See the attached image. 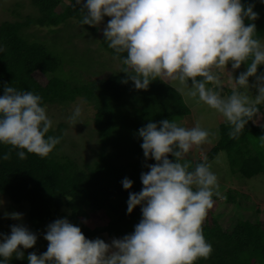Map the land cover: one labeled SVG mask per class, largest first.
I'll return each instance as SVG.
<instances>
[{
	"label": "clouds",
	"instance_id": "clouds-1",
	"mask_svg": "<svg viewBox=\"0 0 264 264\" xmlns=\"http://www.w3.org/2000/svg\"><path fill=\"white\" fill-rule=\"evenodd\" d=\"M253 7L241 0H85L80 24L97 26L110 17L104 41L136 89L146 90L156 79L174 81L179 90L219 113L230 125L229 136L237 137L264 103V73L257 75L258 66L264 65V38L253 23L258 18ZM229 62L233 70L246 64V71L233 79L226 71ZM224 73L229 94L224 93ZM250 77H255L253 85ZM250 87L256 89L255 96ZM81 115L76 105L68 120L76 123ZM53 127L39 94L5 86L0 96V144L16 149L20 160L27 159L26 153L47 157L61 142L60 136L49 134ZM212 135L199 122L192 127L168 119L159 125L148 122L138 130L140 147L146 160L157 163L141 173L142 189L129 192L127 213L140 206L142 215L134 231L106 243L86 239L67 218L56 219L43 235L47 250L39 256L29 253L28 264H196L207 258L213 249L202 225L213 197L220 196L218 177L206 158L193 168L185 156ZM10 158L11 152L0 156ZM121 183L125 190L133 186L128 178ZM4 215L22 219L17 212ZM0 241V264H11L13 257L25 258L21 248H33L37 234L21 223L11 226L10 235L0 234Z\"/></svg>",
	"mask_w": 264,
	"mask_h": 264
},
{
	"label": "trees",
	"instance_id": "trees-1",
	"mask_svg": "<svg viewBox=\"0 0 264 264\" xmlns=\"http://www.w3.org/2000/svg\"><path fill=\"white\" fill-rule=\"evenodd\" d=\"M62 2L31 0L38 15L0 24V44L5 48V52L0 53V96L4 94L5 86H13L39 94L46 105H64L82 98L95 110L98 151L91 164L80 166L72 158L59 153L61 142L47 157L26 153L27 159L24 160L17 157L16 149L0 144V156L11 152L10 159H0V194L14 206L29 205L28 219L32 229L67 218L80 227L86 239L94 240L104 234L110 239H120L131 234L142 218L140 206L131 214L127 213L129 192L138 193L142 189L141 173L149 170L147 165L157 163L151 158L145 159L138 130L148 122L159 125L161 120L176 121L191 112L181 94L160 79L150 82L146 90H138L123 72L81 85L70 84L56 76L61 69V58L43 43L29 42L23 31L31 26L57 27L68 20L80 22V10L85 0L80 5L75 0L66 5ZM241 2L245 6H254L258 18L253 23L262 38L264 3L261 0ZM109 19L105 17L102 22L107 23ZM85 26L88 29L96 27ZM104 40L102 33L100 47L113 57V50ZM261 73H264V67L258 66L257 75ZM125 80L127 83L122 82ZM258 107V114L264 115V108ZM229 131L227 123L219 126V138L209 151L207 162L222 151L234 174L250 179L264 173L261 150L264 127L256 126L253 118L239 136L231 137ZM49 134L61 137L51 131ZM168 159L174 160V157L169 154ZM201 162L196 161L192 167ZM124 178L133 181L131 189H123L121 182ZM91 212L103 214L105 224L92 227L89 222ZM208 215L209 211L202 229L213 251L196 264H264V219L238 220L228 229L213 218L208 219ZM21 250L25 258L13 257L11 264H28L26 257L29 253L38 256L43 253L34 248Z\"/></svg>",
	"mask_w": 264,
	"mask_h": 264
},
{
	"label": "rangeland",
	"instance_id": "rangeland-1",
	"mask_svg": "<svg viewBox=\"0 0 264 264\" xmlns=\"http://www.w3.org/2000/svg\"><path fill=\"white\" fill-rule=\"evenodd\" d=\"M62 5H66L70 0H63ZM38 15L37 9L32 5L31 0H0V24L5 21H22L27 16ZM246 21V20H245ZM107 23L101 22L95 29H88L77 20H68L65 24L57 27L31 26L24 30V35L29 42L43 43L54 54L61 58L62 64L56 76L64 81L81 85L88 82L103 80L113 74L120 72L122 65L118 60L101 49L100 37ZM264 38V35L262 36ZM263 66L264 65H260ZM247 66L241 64L239 69L233 70L231 63L226 65V71L231 72L233 79L241 72L246 71ZM42 80L47 78L41 77ZM222 79L225 81L224 93L231 92L228 83V75L224 73ZM162 81L176 89L182 96L185 104L190 109V115L178 118L176 122L185 127H192L196 122L208 129L214 135L209 137V142L194 147L185 156L192 167L196 161H204L209 151L218 141V129L221 124L226 123L224 118L214 110L202 103H198L195 98H191L185 91L178 89L176 82L162 78ZM189 83V82H188ZM255 83V77L249 78V84ZM191 87V83H189ZM251 95L255 96L256 89L250 87ZM76 105L82 108V115L76 123H70L68 117ZM264 108V103L258 105ZM48 115L54 122V127L50 130L53 134L61 135L59 153L72 158L78 165L91 164L98 151V139L94 128L95 110L92 105L77 98L74 102L59 105L48 104ZM254 124L264 127V115L256 114ZM262 160L264 161V144H262ZM211 165L218 177L220 196H214V205L208 210V219L213 218L223 228H232L238 220L242 219H264V173L245 179L239 174H234L229 166L226 154L219 152L216 157L207 162ZM0 234L10 235L11 226L23 224L30 231L37 234V241L34 249L45 252L48 242L43 238L47 225L41 224L39 228L32 229V224L28 219L29 205L23 203L14 206L11 201L0 194ZM5 212L20 213L22 219L12 220L5 218ZM91 226L105 224V216L101 213L89 214ZM106 243L112 239L105 234L100 237ZM2 242V241H0Z\"/></svg>",
	"mask_w": 264,
	"mask_h": 264
}]
</instances>
